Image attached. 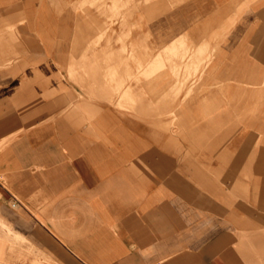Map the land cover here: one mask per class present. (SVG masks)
I'll use <instances>...</instances> for the list:
<instances>
[{
    "label": "crops",
    "instance_id": "0c3cea01",
    "mask_svg": "<svg viewBox=\"0 0 264 264\" xmlns=\"http://www.w3.org/2000/svg\"><path fill=\"white\" fill-rule=\"evenodd\" d=\"M115 2L0 0V264H264V0Z\"/></svg>",
    "mask_w": 264,
    "mask_h": 264
},
{
    "label": "rangeland",
    "instance_id": "374dc122",
    "mask_svg": "<svg viewBox=\"0 0 264 264\" xmlns=\"http://www.w3.org/2000/svg\"><path fill=\"white\" fill-rule=\"evenodd\" d=\"M50 2H57L58 0H49ZM89 1V3H100V4H102L103 6H104V4L106 3V2H111V4L113 3V1L115 2V0H88ZM115 3H117L118 5H117V7H118V9L117 10H113V11H110V10H108V12L110 13V16L109 17H107L108 19H115V20H117V21H119L120 23H122L123 24V22L129 17V15H130V13H131V11L130 10H127L126 8H127V6H125L126 4H121V2H115ZM115 6H116V4H115ZM102 13V12H101ZM10 14L12 15V17L11 18H15V17H13V12H10ZM102 14H104V13H102ZM17 15V14H16ZM6 18L8 17V16H5ZM15 19H17V20H20V19H22V18H19L18 16H16V18ZM122 27V26H121ZM123 28V27H122ZM3 31L2 32H4L5 33V31L7 30V28H1ZM2 32H1V34H2ZM19 35H20V32L18 33ZM6 35H11V34H7V33H5V34H2L1 35V37L0 38H4L3 36H6ZM11 38V37H10ZM125 38L126 37H124V36H120L119 37V41H118V43H117V45L118 46H120V45H127V43H125ZM6 39H9V38H4L3 40L4 41H0V59H2V58H7V57H12L14 54V50L12 49V43L11 42H6L5 40ZM159 46H158V44H153V43H151V46H150V50H154V51H156L157 49H159L158 48ZM181 46H179V49L181 50V48H180ZM15 56V55H14ZM182 56H178L175 60H176V62H178L179 64H180V68H182V63L185 61L184 59V57H182ZM183 74V75H182ZM180 77H181V82H182V86H180L181 88L177 91V92H175V91H173V92H169L168 93V95L167 96H165V99L166 100H174V99H176L177 97H179V95L180 94H182V95H185L187 98L189 97V94H190V88H191V86H190V82H195V75H190L189 73L188 74H185V73H181V75H180ZM126 82L127 83H129V82H133L131 79H126ZM123 84V83H122ZM121 84V85H122ZM120 85V87H122ZM117 92V91H116ZM118 94V93H117ZM187 104H188V101L186 102V100L184 101V103H183V105L182 106H178L177 108H176V112H180L182 115H187L188 113H189V108L187 107ZM173 111H175V109L174 110H172V112ZM169 117H172V119L174 120V115H176V114H171V113H168L167 114ZM8 232H9V230H8ZM15 237V236H14ZM17 237V236H16ZM17 238H19V237H17Z\"/></svg>",
    "mask_w": 264,
    "mask_h": 264
},
{
    "label": "built area",
    "instance_id": "2783aa9c",
    "mask_svg": "<svg viewBox=\"0 0 264 264\" xmlns=\"http://www.w3.org/2000/svg\"><path fill=\"white\" fill-rule=\"evenodd\" d=\"M11 207H13L14 206V204L13 203H11V205H10Z\"/></svg>",
    "mask_w": 264,
    "mask_h": 264
}]
</instances>
